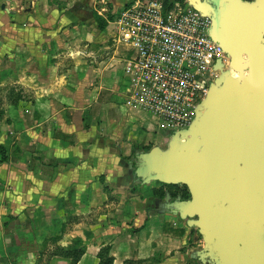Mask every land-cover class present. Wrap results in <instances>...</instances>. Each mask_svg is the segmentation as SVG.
<instances>
[{"label":"crops","instance_id":"0c3cea01","mask_svg":"<svg viewBox=\"0 0 264 264\" xmlns=\"http://www.w3.org/2000/svg\"><path fill=\"white\" fill-rule=\"evenodd\" d=\"M130 1L0 0V221L42 228L26 264H264V0H180L227 54L207 105L224 119L190 133L127 103L107 10Z\"/></svg>","mask_w":264,"mask_h":264},{"label":"built area","instance_id":"2783aa9c","mask_svg":"<svg viewBox=\"0 0 264 264\" xmlns=\"http://www.w3.org/2000/svg\"><path fill=\"white\" fill-rule=\"evenodd\" d=\"M112 42L127 78L128 105L159 130L186 131L210 78L226 60L213 17L180 0H131L112 14Z\"/></svg>","mask_w":264,"mask_h":264},{"label":"rangeland","instance_id":"374dc122","mask_svg":"<svg viewBox=\"0 0 264 264\" xmlns=\"http://www.w3.org/2000/svg\"><path fill=\"white\" fill-rule=\"evenodd\" d=\"M105 4V3H103ZM104 6V5H103ZM110 6V5H109ZM100 7V5L98 4V8ZM102 7V6H101ZM100 7V8H101ZM207 12V11H204ZM209 13V12H208ZM107 17L109 18V20L112 17V12L111 10H107ZM101 24H104L106 21L105 19L102 17V20H99ZM109 23V22H108ZM222 78H224V75L222 72H216V74H214V76L212 78H210L209 81V90L212 89V93L213 94H218V89L216 86V80H222ZM148 118H150L153 122V119L149 116ZM6 200H8L6 198ZM5 205H7L5 203ZM3 216V213L1 214V218ZM9 214H6L4 217H9ZM13 217H15L14 215H12ZM8 219V218H7ZM13 222L14 224V228L11 227L12 231H11V236H9L7 234L8 229H6V227L4 226V222L1 220L0 222V264H26V256L28 254L29 251L33 250H39L40 253V248L41 246H37L34 245L35 243H30L29 241H27V244L24 241V238L26 236V234H28V238L29 239H36V238H40L41 237V233H43L42 228H36L35 230L32 229L30 231H27L26 228V224L25 221H21L18 224V221L20 220H16ZM5 221V220H4ZM39 222V221H37ZM23 224H25V227L23 226ZM27 226H31V224L27 225ZM29 230V229H28ZM49 246H43V249L47 250ZM51 248V246H50ZM81 251V253H83V251L86 250V246L85 245H70V246H56L53 250H51L50 253H56V252H66V251H71L72 253L75 251ZM47 253V251H46ZM45 253V254H46ZM106 260H102V262H100V264H115L114 262V255L112 254V250H109L108 252H106ZM185 260L182 258L179 261V264H185L184 262ZM164 260L161 258L159 261H152V262H138L136 259H132V260H127L124 262V264H163ZM38 264H47L46 261L44 260H40Z\"/></svg>","mask_w":264,"mask_h":264},{"label":"water","instance_id":"95a60500","mask_svg":"<svg viewBox=\"0 0 264 264\" xmlns=\"http://www.w3.org/2000/svg\"><path fill=\"white\" fill-rule=\"evenodd\" d=\"M189 3L192 4L195 8L201 10L203 13H206V12H204V10H202L201 8H199L195 4V2L189 1ZM206 14H209V13H206ZM209 15H211L213 17V20H214V24H213V28H212L211 33H212V36L216 39V37L214 36V33H213L214 32V28L216 26V15L215 14H212V13L209 14ZM222 46L225 49L224 45H222ZM237 65H238V68L240 69V64L237 63ZM222 66H223V63L222 62H219L218 63V68L220 69ZM221 82H222V80H216V86L218 87ZM211 90L212 89L209 90L206 99L202 102V104H201L202 111L198 114V117L196 118V121L194 122V124L191 126L190 129H188L186 131H182L181 133H190V132H194V131L200 130V128L203 129L204 128L203 127L204 121L207 122V120H214L215 119L216 121H222L224 119V115L222 114V112L219 109H215L213 112H210L209 113V117L207 115V112H208L207 105H208V102H209L210 97L212 95V91ZM216 95H218V94H216ZM238 103L240 104V102H238ZM243 116H245V115H243ZM243 119H247V116L246 117H243ZM243 119H242V117H240V120L239 121L241 122ZM211 135H212V131H209L208 136H211ZM243 137H244V133L240 132L239 139L241 140ZM190 142H191V144H193V146H194L195 149H197L200 146V140L197 137L192 138V140ZM236 148H239V146H236ZM235 154L229 156V159L230 160H232V158L234 159V157L236 156Z\"/></svg>","mask_w":264,"mask_h":264},{"label":"trees","instance_id":"16d2710c","mask_svg":"<svg viewBox=\"0 0 264 264\" xmlns=\"http://www.w3.org/2000/svg\"><path fill=\"white\" fill-rule=\"evenodd\" d=\"M0 154H1V158H0V163H4V162H7L8 161V156L5 154V150H4V148L2 147V146H0ZM110 250V248H106V249H104L102 252L103 253H106V252H108ZM75 255L74 256H76V257H78V256H80L82 253H81V251H78V250H75L74 252H73ZM103 255V254H102ZM107 258H105V259H102V260H106ZM74 262H76V261H74ZM102 262V261H101Z\"/></svg>","mask_w":264,"mask_h":264},{"label":"bare ground","instance_id":"6f19581e","mask_svg":"<svg viewBox=\"0 0 264 264\" xmlns=\"http://www.w3.org/2000/svg\"><path fill=\"white\" fill-rule=\"evenodd\" d=\"M218 124V123H217ZM214 129V128H213ZM200 137V136H199Z\"/></svg>","mask_w":264,"mask_h":264}]
</instances>
